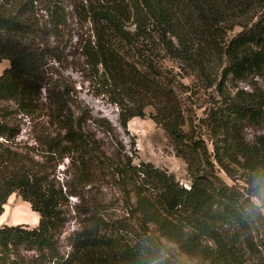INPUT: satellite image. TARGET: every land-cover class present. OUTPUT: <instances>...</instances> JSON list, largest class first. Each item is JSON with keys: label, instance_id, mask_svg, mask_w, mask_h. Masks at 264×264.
Instances as JSON below:
<instances>
[{"label": "trees", "instance_id": "16d2710c", "mask_svg": "<svg viewBox=\"0 0 264 264\" xmlns=\"http://www.w3.org/2000/svg\"><path fill=\"white\" fill-rule=\"evenodd\" d=\"M18 2L17 11L10 14L0 5V63H10L0 75V102L13 104L17 113L32 115L40 109L47 53L44 47L40 49L43 45L37 34V0ZM259 10H264L262 0L91 3L87 10L91 35L82 47L88 80L99 85V95H110L125 132L133 119L146 118L147 108L154 110L151 117L173 142L177 157L187 164L191 185L183 187L172 173L151 163L132 165L128 161L116 167L117 176L124 182H139L133 210L137 230L124 221L101 218L103 209L88 210L90 217L84 227L69 239L71 253L66 258L60 250L66 224L63 191L41 177L26 160L0 148V218L14 194L40 217L35 228L0 226V264H28L20 249L37 254L32 264H181L163 241L208 264H246L237 249L241 239L231 229L247 231L264 222L260 207L253 201L259 200L264 208V143L244 144L236 127L257 120L264 109V90L245 97L238 94L218 120L223 121L219 126L225 137L222 149L215 147V161L225 172L231 163L249 175L250 189L240 190L217 174L205 144L184 131L179 98L183 85L173 81L161 52L205 73L204 54L200 52L205 42L210 53L226 58L229 73L241 78L264 76V12L254 16ZM55 19H59L56 10L53 22ZM232 24L243 30L219 52L216 42L220 32ZM55 25L62 23L58 20ZM13 112L7 109L0 117V140L8 143L20 134L18 126L6 121ZM66 128L64 139H53L49 151L62 159L73 157L78 178L89 182L92 168L84 137L72 126ZM260 240L264 246V237Z\"/></svg>", "mask_w": 264, "mask_h": 264}, {"label": "rangeland", "instance_id": "374dc122", "mask_svg": "<svg viewBox=\"0 0 264 264\" xmlns=\"http://www.w3.org/2000/svg\"><path fill=\"white\" fill-rule=\"evenodd\" d=\"M18 1L0 0V5L8 14L15 13ZM95 1L37 0V34L43 45L40 49L44 47L47 53L43 67L46 81L40 109L36 114L25 115L15 112L13 104L0 102V117L5 114V110H13L11 119L6 121L20 129V134L13 142L1 139L0 148L3 151L10 150L19 159L26 160L41 177L47 178L56 189L63 191L61 203L66 224L60 236V250L66 258L71 253L69 239L84 227L90 217L88 210L93 212L103 209L101 218L111 222L124 221L130 229L137 230L133 210L137 202L135 185L139 182L136 179L124 182L117 176L116 167L120 168L128 161L132 165L151 163L172 173L183 187L189 188L191 185L187 164L177 157L173 142L151 117L154 110L147 108L146 118L133 119L125 132L119 124V110L111 102L110 95H99V85L88 80L82 47L91 35L92 25L87 10ZM262 2L264 6V0ZM55 10L59 19L53 22ZM263 12L259 10L254 16ZM58 20L62 23L60 27L55 25ZM242 30L236 24L224 26L216 42L219 52ZM207 45L202 42L200 47L206 63L205 73L196 72L182 61L168 58L163 52L161 56L166 59L162 62L172 74L173 81L183 85L179 98L185 118L184 131L205 144L212 155L217 174L225 183L248 191L247 173L231 163H227L228 172H225L215 161L216 148L222 149L225 137L219 126L224 125L223 121L218 120L225 114L226 105L238 94L245 97L264 90V76L241 78L229 73L226 58L210 53ZM152 51L158 53L154 47ZM9 66V61L0 63V75ZM66 125L72 126L84 137L86 158L92 168L89 182L78 178L73 157L62 159L49 151L48 145L53 139L63 140L68 133ZM236 129L244 144L264 143V109L255 122L237 124ZM253 201L264 216V208H261L263 204L257 199ZM4 215V221L3 217L0 218V226L24 225L35 228L40 221L39 215L17 194L10 197L4 207ZM231 233L241 239L237 249L246 264H264V246L260 240L264 237V222L257 227H249L247 231L234 228ZM163 243L181 264H208L185 256L173 244ZM19 252L28 264H32L37 256L24 249Z\"/></svg>", "mask_w": 264, "mask_h": 264}, {"label": "bare ground", "instance_id": "6f19581e", "mask_svg": "<svg viewBox=\"0 0 264 264\" xmlns=\"http://www.w3.org/2000/svg\"><path fill=\"white\" fill-rule=\"evenodd\" d=\"M3 217V218H2ZM1 218H2V220L4 219V217H5V215H3ZM4 221V220H3Z\"/></svg>", "mask_w": 264, "mask_h": 264}]
</instances>
